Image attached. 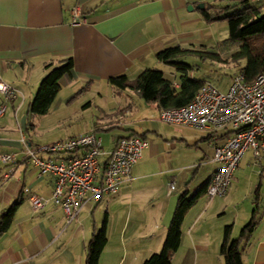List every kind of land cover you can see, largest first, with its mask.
<instances>
[{
	"label": "crops",
	"instance_id": "1",
	"mask_svg": "<svg viewBox=\"0 0 264 264\" xmlns=\"http://www.w3.org/2000/svg\"><path fill=\"white\" fill-rule=\"evenodd\" d=\"M201 2L0 0V80L18 91L16 97L7 101L0 117V153L17 152L23 146L22 138L27 144L36 145L27 133L33 126L32 119L40 116L30 114L29 106L47 64L59 65L69 57L73 61L72 71L59 80L61 87L49 110L63 106L68 109L80 96L85 98L81 107L86 110L91 105V94L103 97L111 90L109 77L125 74L134 80L142 70L155 68L158 51L180 46L179 40L187 35L183 30L186 7L193 10ZM75 4L81 5L85 23H71ZM173 71H169L171 79L177 81ZM125 89L123 92H127ZM132 90L146 109L156 110L159 119L156 104L145 102L137 90ZM118 111L126 116L142 115L138 106L131 103ZM154 124L137 126L136 121H128L94 125L88 130H119L107 147L103 146L105 150H110L116 139L130 134L146 138L148 147L134 164L131 181L99 202L83 207L70 222L63 209L52 202L34 210L27 201L26 186L32 193L50 197L51 175L39 173L20 156L13 165L0 166V215L16 203L12 223L0 237V264H85L91 234L103 224L107 241L98 264H141L160 251L179 197L196 194L185 211L180 243L170 264H224L219 249L225 226H231L233 239L251 220L255 226L239 244L241 259L244 264H264V159L255 160L246 151L226 195L209 198L206 190L198 191L207 186L218 168L212 160L214 148L226 141L230 130L213 133L208 128H194L198 131L190 144L194 157L179 161L176 156L182 152V142L189 146L185 136ZM9 170V176L4 177ZM199 172L201 178L192 187ZM11 176L16 179L12 181ZM170 180H174L175 189L169 194ZM100 207L104 209L102 223L93 221L89 225V214ZM111 209L114 213H110Z\"/></svg>",
	"mask_w": 264,
	"mask_h": 264
},
{
	"label": "built area",
	"instance_id": "2",
	"mask_svg": "<svg viewBox=\"0 0 264 264\" xmlns=\"http://www.w3.org/2000/svg\"><path fill=\"white\" fill-rule=\"evenodd\" d=\"M85 22L81 5L75 4L71 9V23ZM17 93L16 88L0 80L3 97L0 117L7 101ZM159 119L178 126L208 128L213 133L230 130L226 141L214 148L212 160L218 168L206 186L209 198L224 197L246 151H250L255 160L264 159V71L252 81H246L242 72L234 73L225 91L204 82L189 103L161 110ZM21 141L23 159L30 161L39 173L53 177L49 198L24 188L29 205L39 210L52 202L63 209L68 222L75 219L83 207L99 202L105 195L116 192L121 184L131 181L132 168L148 147L146 138L132 134L116 139L113 147L105 150L101 137L93 129L39 147L27 144L25 138ZM17 158L15 151L0 153L2 165L11 164ZM8 173L4 177L7 178ZM174 189V180H170L167 193Z\"/></svg>",
	"mask_w": 264,
	"mask_h": 264
},
{
	"label": "trees",
	"instance_id": "3",
	"mask_svg": "<svg viewBox=\"0 0 264 264\" xmlns=\"http://www.w3.org/2000/svg\"><path fill=\"white\" fill-rule=\"evenodd\" d=\"M201 16L206 21L226 19L228 39L237 45V49L231 55V61L233 63L244 61L242 66H238L236 72H242L246 81H252L260 72L264 71V1L233 0L224 6L209 5L201 9ZM194 52L197 51L176 45L166 47L156 53L159 62L175 68L177 81L167 77L159 69L146 68L134 80H129L125 74H121L109 77L108 82L116 88L137 90L145 102L156 104L160 111L182 107L192 100L197 90L205 82V80L191 76V66L179 60L183 55ZM204 53L218 60L221 59L217 53H207L206 51ZM45 69L46 72L40 80L29 106V112L34 116H41L48 112L60 90L59 80L73 69L72 58H67L59 65L53 66L49 63ZM205 190L206 185L198 192ZM196 195L190 198L184 195L179 197L160 251L151 254L141 264H170L171 255L177 250L180 243L181 223L185 211L194 201ZM15 208L16 203L1 213L0 237L9 229ZM254 226L255 222L249 221L241 229L239 235L233 239H230L231 226H225L219 249L224 264H244L239 244L246 233L253 230ZM106 241V230L103 224L91 234L87 243L85 264L99 263V257Z\"/></svg>",
	"mask_w": 264,
	"mask_h": 264
},
{
	"label": "rangeland",
	"instance_id": "4",
	"mask_svg": "<svg viewBox=\"0 0 264 264\" xmlns=\"http://www.w3.org/2000/svg\"><path fill=\"white\" fill-rule=\"evenodd\" d=\"M231 1L233 0H203L205 3L203 6L206 7L214 3V5L224 6ZM199 4L200 3H197L193 10L189 8L190 6L186 7V20L183 30L187 35L185 38L179 40L180 46L195 49L197 52L185 54L180 57L179 60L191 66V76L205 80V82H210L220 91H225L228 83H230L231 76L236 73L238 66L244 64V61L240 60L239 63H233L231 61V55L237 49V45L228 39L226 19H216L213 21L204 20L200 15L201 9L198 8ZM180 29H182V27H180ZM205 51L207 53H217L220 55L221 59L218 60L215 57L207 56L204 53ZM154 67L162 70L165 75L170 78L172 75L169 71L175 69L173 66L162 62H157ZM173 72L177 75L176 71ZM110 89V91L103 94V97L91 94L89 96L91 105L88 106L86 110H83L81 107L86 103L85 98L80 96L72 103V107L68 109L63 106L61 109L49 110L45 115L33 118L31 121L33 126H29L30 128L27 134L31 136V139L36 144L34 146L39 147L69 136L88 132L94 125L102 126L105 124H123V122L136 121L137 126H145L146 123L148 126H152L154 122L156 128L161 127L171 131L182 132L185 136L184 138L189 142V146L185 142H182L183 145L179 148L182 152L180 155L176 156L179 161H190L194 157V148L190 146V144H193L196 140L198 131L194 128L175 126L162 122L158 119L156 110L153 108V111L146 109L144 102L142 100L139 102L137 97H135L134 91L130 88L125 89L127 92H123V89L116 87ZM128 103L138 106L139 111H142V115L139 113L126 116L118 111L128 105ZM96 133L101 137L102 144L105 148L109 144V140L119 134V130L111 128L107 130H98ZM22 148L23 146H21L19 150L17 149L18 157L20 156L21 159L24 157ZM14 163H16V161L8 165H13ZM0 166L2 167L3 165L0 163ZM3 171L4 170H2L1 173ZM10 171L11 170L8 172ZM201 175L202 174L199 172L197 180L191 183L192 187L195 186V181H199ZM11 179L13 181L16 178L11 176ZM180 182L182 186V181ZM179 184L178 182V185ZM25 188L30 190L28 186ZM110 213H114L113 209H111ZM103 217L104 209L100 207L93 211V215L89 214L87 222L89 225L92 224L93 221L101 224ZM117 221L118 218L114 219V223Z\"/></svg>",
	"mask_w": 264,
	"mask_h": 264
},
{
	"label": "water",
	"instance_id": "5",
	"mask_svg": "<svg viewBox=\"0 0 264 264\" xmlns=\"http://www.w3.org/2000/svg\"><path fill=\"white\" fill-rule=\"evenodd\" d=\"M204 6H203V3H200L199 5H198V8H200V9H202ZM190 9H191V7H189Z\"/></svg>",
	"mask_w": 264,
	"mask_h": 264
}]
</instances>
